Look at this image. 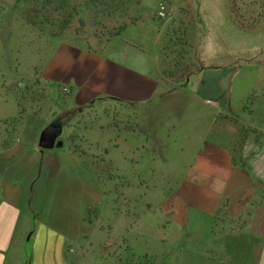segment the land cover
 <instances>
[{"label":"crops","instance_id":"crops-1","mask_svg":"<svg viewBox=\"0 0 264 264\" xmlns=\"http://www.w3.org/2000/svg\"><path fill=\"white\" fill-rule=\"evenodd\" d=\"M161 2L166 6V17L158 21L156 11ZM230 6L231 0H142L140 13L149 23L140 22L133 31L128 28L127 41L112 45L101 55L73 47L78 64L68 74L57 71L54 80L69 88V100L80 108L79 113L88 107L95 111L96 104L102 108L109 104L119 106L124 126L117 144L111 145H124V155L116 153L122 162H130L127 147L131 146L135 147L134 154H130L135 163L168 160L169 140H184L182 145H186L188 153L180 161L186 162L182 177L165 193L164 200H148L142 211L151 213L157 209L158 215L167 217V224L173 229L171 235L176 239H202L205 243L198 248V259H206L205 264H264V141L257 143L250 134L259 131L264 136V98H257L251 108H246L243 101L239 111L232 109L228 88L232 74L224 69L229 65L222 64L218 52L240 53L246 49L264 17L256 28L241 29L231 17ZM169 42H176L177 50L195 53V71L179 81L163 69L160 51L169 49L165 47ZM192 110L194 113L190 114ZM224 113V117L242 127L246 137L240 147H232L235 126L228 128L218 121ZM193 118L188 123L192 127L186 126L184 122ZM111 137L103 139L104 146ZM158 146L161 150L154 151ZM59 148L39 149L41 158H34L35 162L22 155L13 157V163L21 162L27 170L37 161L40 163L42 197L53 177L69 178L74 166L79 175L87 173L86 180L90 177L93 183L90 189L86 188L82 200H100L93 168L82 165L74 153L62 155ZM33 172L32 177L36 173ZM15 188L8 181L0 195V264L76 263L65 240L79 244V239L59 233L52 224H40L32 231L31 247L25 244L19 224L24 207L17 201ZM152 195L150 199L154 198ZM67 204H73V200ZM128 216L124 229L131 231L135 220L128 221ZM90 222L87 227L90 225L95 231L97 226ZM72 226L78 228V218ZM149 226L152 231L148 232L159 230L155 223ZM78 253L83 258L90 254Z\"/></svg>","mask_w":264,"mask_h":264},{"label":"rangeland","instance_id":"rangeland-1","mask_svg":"<svg viewBox=\"0 0 264 264\" xmlns=\"http://www.w3.org/2000/svg\"><path fill=\"white\" fill-rule=\"evenodd\" d=\"M98 1L90 4L87 0H0V195L8 181L15 185L17 201L24 207L20 233L24 234L23 239H28L24 240L28 247H31L32 231L40 224H52L59 233L76 236L79 244L69 238L65 240L69 254L77 258L74 264H205L206 259H198V248L205 243L202 239H176L171 235L173 229L167 224V217L158 215L157 209L151 213L142 211L148 200L152 203L156 198L160 202L164 200L165 193L182 177L186 162L180 161L188 153L186 145H182L184 140H169L168 160L135 163L130 155L135 147L131 146L127 147L130 162H122L116 153L123 156L124 145H111V142L117 144L124 126L119 106L109 104L102 108L96 104L95 111L88 107L79 113L80 108L69 100V88L54 80L57 71L68 74L78 64L73 47L101 55L112 45L126 42L128 28L133 31L140 22H150L140 13L142 0ZM253 1L244 0L245 15L252 9L247 5ZM263 28L264 21L240 53L218 51L222 64L229 65L224 69L232 74L228 81L229 106L237 111L243 101L246 108H251L257 98H264ZM176 46V42L166 44L169 49L160 51V57L165 74L179 81L184 74L195 71L196 57L194 51L177 50ZM232 53L238 56L230 57ZM222 116V120L218 116L219 123L236 128L232 147H240L246 137L242 127L224 117L226 113ZM193 120L184 123L192 127L188 123ZM50 123L62 125L63 143L59 152L76 154L82 165H89L95 171V189L100 190V200H82L86 188L90 189L93 183L90 177L86 180L87 173L79 175L74 166L69 178L53 177L46 186V196L42 197L40 163L37 161L29 170L21 162L13 163V157L22 155L28 156V160L32 157L34 162V158H41L39 134ZM250 134L255 142L264 141L262 132ZM107 135H112V140L104 146ZM159 149L160 146L154 147L156 152ZM34 170L32 177L30 172ZM70 199L73 204L68 205ZM125 215H129L128 221L135 220L131 231L124 229ZM77 218L78 228L70 227ZM89 222L97 226L95 231L90 225L87 227ZM153 223L159 230L148 232L152 231L149 225ZM78 252L90 254L83 258Z\"/></svg>","mask_w":264,"mask_h":264},{"label":"trees","instance_id":"trees-1","mask_svg":"<svg viewBox=\"0 0 264 264\" xmlns=\"http://www.w3.org/2000/svg\"><path fill=\"white\" fill-rule=\"evenodd\" d=\"M115 0H108V2L113 3ZM50 2V1H49ZM87 2L93 3L96 2L98 3V0H87ZM94 4V3H93ZM111 7L110 5H108ZM244 0H231V6H230V12H231V17L240 27L241 29H254L258 26V24L262 21L264 17V0H254L250 4H248L247 8L252 7L251 10H249L248 13L242 12V9L244 8ZM256 9H258L256 11ZM187 73V72H186ZM188 75V74H185ZM184 75V76H185Z\"/></svg>","mask_w":264,"mask_h":264},{"label":"water","instance_id":"water-1","mask_svg":"<svg viewBox=\"0 0 264 264\" xmlns=\"http://www.w3.org/2000/svg\"><path fill=\"white\" fill-rule=\"evenodd\" d=\"M21 82L19 83V86ZM62 125L58 123H50L46 125L40 132L38 138V146L40 150L52 149L54 147L62 146Z\"/></svg>","mask_w":264,"mask_h":264},{"label":"built area","instance_id":"built-area-1","mask_svg":"<svg viewBox=\"0 0 264 264\" xmlns=\"http://www.w3.org/2000/svg\"><path fill=\"white\" fill-rule=\"evenodd\" d=\"M157 17L164 18L166 17V6L165 4L160 3L157 8Z\"/></svg>","mask_w":264,"mask_h":264},{"label":"flooded vegetation","instance_id":"flooded-vegetation-1","mask_svg":"<svg viewBox=\"0 0 264 264\" xmlns=\"http://www.w3.org/2000/svg\"><path fill=\"white\" fill-rule=\"evenodd\" d=\"M61 138V137H60Z\"/></svg>","mask_w":264,"mask_h":264}]
</instances>
